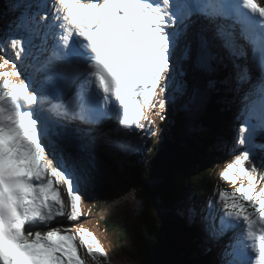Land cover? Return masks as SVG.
Segmentation results:
<instances>
[{"label": "snow or ice", "instance_id": "obj_1", "mask_svg": "<svg viewBox=\"0 0 264 264\" xmlns=\"http://www.w3.org/2000/svg\"><path fill=\"white\" fill-rule=\"evenodd\" d=\"M20 7L10 31L24 34L0 38L4 54L12 52L0 63L12 68L0 72V264H85L70 228H36L65 215L77 219L79 187L92 178L79 154L126 152L113 134L150 124L145 109L163 110L166 98L157 103L158 90L167 93L178 78L197 107L215 93H231L240 106L234 159L220 173L234 190L218 189L203 207L177 212L200 228L206 251L215 248V259L203 264H264V6L257 0H35ZM18 63L32 69L20 83L11 79L22 75ZM189 69L196 70L193 82ZM201 76L203 85L195 82ZM113 120L107 131L98 127ZM93 160L96 173L106 174L102 159ZM53 177L68 187L70 214ZM79 232L102 264L107 253L99 241L87 229Z\"/></svg>", "mask_w": 264, "mask_h": 264}, {"label": "trees", "instance_id": "obj_2", "mask_svg": "<svg viewBox=\"0 0 264 264\" xmlns=\"http://www.w3.org/2000/svg\"><path fill=\"white\" fill-rule=\"evenodd\" d=\"M0 9H3L1 5ZM195 72L196 70H193V73ZM218 74H221L220 70ZM225 94L226 93L213 94L210 101L202 107L200 112L201 120L199 122L200 128L199 126H191L187 122L181 121L183 127H189V132L198 130L195 133L196 141L193 142L194 148H196V154L187 159L188 164L178 166L171 156V161L167 166L165 165V168L157 165L163 175H161L162 179H156V184H154V186L158 187L157 190H160L159 197L162 200H168L165 199L168 197H166V195H168L166 194L167 191L172 194L169 207L165 208L163 212L155 209L153 206L150 207L151 211L148 210V208L144 209L137 200L138 198L133 194L134 192L126 191L124 194H127V196H122L123 206L120 208V211H118L119 207H117L113 213L114 219L111 220L112 217H110L103 223L107 231L114 236L115 245L118 246L119 252H121L119 245L120 243L122 244V241L127 239V232L132 228L136 229L138 226L141 231V235L138 238L140 240H142L141 236L145 238L143 248L146 250L137 252L142 255V264L143 261H145L144 264H148L149 262H154L155 264H203V262L215 259L212 251L208 252L205 250L203 239L199 237L198 229L192 227L191 225L193 223L190 221L188 222V219L184 215L178 213L177 208L182 207L183 203H185V205L199 207L197 200L206 195V192L203 190L204 185L200 183L204 176H200V182L193 180L192 176L196 177V172H203L213 161V156L208 152L209 141L213 142V140H215L212 135L215 129L212 126L219 125L216 123L215 119H218L217 121H220V123L223 118V122L225 121ZM164 127H166V124ZM172 133L176 134V131L174 130ZM161 148L166 151L165 145H162ZM173 153L175 152L173 151L172 154ZM175 154L178 156L177 153ZM156 155L158 156V153ZM134 158L136 162L140 161L142 169L140 171L141 175H135L133 179L134 186L146 188L153 187L152 180H149L152 177L148 178L149 174L143 172L144 166H151L146 162L144 163L143 157L134 155ZM154 159L156 161L159 160V163L161 162V158L156 159L154 157ZM191 164L203 165L199 168L192 169L193 166H191ZM131 165L134 166V168L137 167L136 163H131ZM156 167L153 165L151 168L156 170ZM125 168L127 171V164ZM117 174L121 176L119 172ZM117 182L120 183V186L123 180L121 182L118 180ZM147 190L149 191V189ZM131 193L133 194L132 201H130L132 196ZM190 193L192 194L185 198V196ZM107 200L109 199L98 200V202H105ZM171 205L173 206L170 207ZM148 215L153 217L154 221L150 218L147 219ZM162 215L166 217V222ZM193 226L196 225L193 224ZM117 238L119 241H116ZM145 245L147 248H145ZM141 247L142 245H139V249ZM171 248L176 249V256L167 254ZM122 252L127 258H132L128 253L126 255L123 249Z\"/></svg>", "mask_w": 264, "mask_h": 264}, {"label": "rangeland", "instance_id": "obj_3", "mask_svg": "<svg viewBox=\"0 0 264 264\" xmlns=\"http://www.w3.org/2000/svg\"><path fill=\"white\" fill-rule=\"evenodd\" d=\"M20 3H24L23 0H20ZM12 10L16 11L17 7H15L14 5L11 6ZM22 12L24 11L23 8L21 10ZM18 16H20V13H18ZM192 101L189 99L188 95H187V103H191ZM239 105V102L237 104V106ZM217 123L220 125L222 123H220V121H217ZM169 129H172L171 127H169ZM125 147V145H124ZM139 147H140V150H142V143L139 144ZM181 147H178L179 151L182 153L183 156H192V155H195V152H191L190 150H187V151H181L180 150ZM133 150V155H138V154H141L142 156H139V157H143L144 159V163L146 162L145 159V155H143V152H137L136 150L132 149ZM96 151L98 153H102V150H99V149H96ZM121 154H123L121 152ZM119 155L118 153L115 155L118 159V162H119V166L123 169L124 166H123V163L121 161V157L122 155ZM147 163V162H146ZM92 165L94 166V163H92ZM158 164H155L154 166L156 167ZM220 165H218V161H215V163L213 164L212 167L208 168L206 171L209 172L211 171L212 172V176H207L206 173H203V176L206 177V181H211L213 179V174H217L219 172V168ZM141 168L140 166V162L137 164V168H134L133 166L130 168L132 170V174L131 175H136L138 174L139 172V169ZM143 172H145L146 174H149V177L148 178H151L149 180H152V183H153V187H149V188H146V187H136L134 186L133 184V179L131 178L130 175L126 176L123 180V183L117 188V192H118V197H115V201H113V203L116 205V207H119L118 208V211H120V208L123 206L122 204V200H123V197L122 196H127V194H124L126 191H130V192H134L133 194H135V196L138 198L137 200L139 202L141 201H144L145 204L143 205V208L144 209H147L151 211V206H154L156 205L157 203H160V200L158 199L157 195L154 194L153 191H157L158 187L154 186V184H156V179L157 178H161L162 177L160 176L159 172L155 171L154 168H151V167H147V166H144L143 167ZM192 179L195 180L194 176H192ZM231 184L228 183V186H230ZM208 186V184H207ZM149 189V191L147 190ZM153 191H151V190ZM208 189H209V186H208ZM168 193V191H167ZM87 194H88V191H87ZM132 194V193H131ZM133 194L131 196V199L130 201H132V198H133ZM192 193H190L189 195H186L187 196H190ZM205 194V193H204ZM212 194V193H211ZM210 194H207L205 196H202V198L198 201L199 203V207H203L206 202L210 199L209 196ZM130 197V196H128ZM90 201H86V204L89 206ZM161 207H164V206H161ZM98 208L97 206L94 207V209L92 210V213H96L98 210L96 209ZM112 211H115V207L111 206V208L109 207H106L105 209V212L104 214L105 215H110ZM150 213V212H148ZM66 216V220H67V215ZM94 217L95 215H85L83 217V221L82 223L84 224H90V223H94L96 222V220L94 221ZM112 217V216H111ZM150 218L151 220H154L153 217H150L149 215L147 216V219ZM61 219L63 220L64 218L61 217ZM114 218L112 217L111 220H113ZM96 230H98L99 232L98 235L101 236V238L104 240L103 242H105L104 244H106L107 248H108V259L110 261V264H142V255H140L139 253L137 252H143L145 251L146 249H144V240L145 238H142V240H140L138 237L141 235V231L139 230L138 226L135 228H132L130 229L128 232H127V239H125V241H122V244H121V247L122 249L125 251V254L127 255H130L132 258H126L124 256L118 258L119 255H117L115 257V254L113 252V249H112V245L109 243V238L106 237V235L103 233L102 230L99 229V227H96L94 224H92ZM90 229V228H89ZM92 234H94L96 236V232L92 231ZM230 235V234H229ZM228 237H225V240H227ZM138 240V241H137ZM116 241H119L118 238L116 239ZM139 245H142V247L139 249ZM145 248H147V246L145 245ZM149 253V252H147ZM84 254V253H83ZM146 254V252H145ZM112 256V257H111ZM147 261V260H146ZM93 263H95V260L92 261ZM145 261H143V264H144ZM103 264H105V262L102 261Z\"/></svg>", "mask_w": 264, "mask_h": 264}, {"label": "bare ground", "instance_id": "obj_4", "mask_svg": "<svg viewBox=\"0 0 264 264\" xmlns=\"http://www.w3.org/2000/svg\"><path fill=\"white\" fill-rule=\"evenodd\" d=\"M111 126V123L110 124H108V125H106V131L108 130V128ZM123 153V152H122ZM121 154V152L119 153V155ZM122 155V154H121ZM144 155V154H143ZM136 156H142L141 154H138V155H136ZM62 218H64L63 220L61 219V217H60V219H59V221H66V216H62ZM49 226H52L51 224L49 225ZM53 227V226H52ZM51 227V228H52ZM40 229H41V231H47V230H49V229H47L46 227H44V226H40ZM36 230H38V227L36 228ZM231 235V234H230Z\"/></svg>", "mask_w": 264, "mask_h": 264}, {"label": "water", "instance_id": "obj_5", "mask_svg": "<svg viewBox=\"0 0 264 264\" xmlns=\"http://www.w3.org/2000/svg\"><path fill=\"white\" fill-rule=\"evenodd\" d=\"M187 100V99H186ZM181 104H185L184 102L181 101ZM187 104V102H186ZM185 106V105H184ZM181 107H179L178 109H176L175 107L171 109V115L172 116H175L179 111H180ZM174 141H172V147H174ZM158 198H160V194H156ZM162 199L160 200V203H161ZM167 204V202L165 203Z\"/></svg>", "mask_w": 264, "mask_h": 264}, {"label": "flooded vegetation", "instance_id": "obj_6", "mask_svg": "<svg viewBox=\"0 0 264 264\" xmlns=\"http://www.w3.org/2000/svg\"><path fill=\"white\" fill-rule=\"evenodd\" d=\"M108 237V236H107ZM109 238V237H108Z\"/></svg>", "mask_w": 264, "mask_h": 264}]
</instances>
